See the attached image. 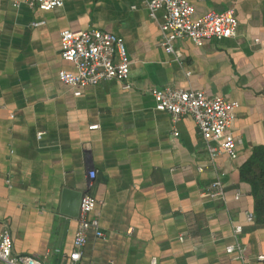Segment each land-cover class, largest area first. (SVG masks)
Instances as JSON below:
<instances>
[{
	"label": "crops",
	"instance_id": "crops-1",
	"mask_svg": "<svg viewBox=\"0 0 264 264\" xmlns=\"http://www.w3.org/2000/svg\"><path fill=\"white\" fill-rule=\"evenodd\" d=\"M187 1L194 18L233 9L238 27L201 47L176 41L177 62L159 46L164 12L151 19L139 0H67L49 12L0 0V225L15 253L68 263L79 206L64 201L70 190L101 202L104 239L90 230L79 264H264V218L240 175L264 146V0ZM88 29L123 40L129 90L111 80L74 97L58 80L74 72L60 57V33ZM166 87L239 104L236 159L211 161L191 118L175 123L155 110L150 91ZM215 181L224 201L202 196ZM237 226L240 251L228 254Z\"/></svg>",
	"mask_w": 264,
	"mask_h": 264
},
{
	"label": "built area",
	"instance_id": "built-area-1",
	"mask_svg": "<svg viewBox=\"0 0 264 264\" xmlns=\"http://www.w3.org/2000/svg\"><path fill=\"white\" fill-rule=\"evenodd\" d=\"M67 0H10L15 8L24 4L30 9L44 12L61 8ZM154 18L156 12L163 11V22L160 25L161 39L159 46L177 62L180 54L175 52L174 43L188 40L201 47L206 40L233 38L237 33L238 22L233 9L223 12H209L194 18V7L187 0H139ZM44 21L33 23L40 27ZM60 57L70 63L74 72L59 71L58 80L69 87L74 97H79L87 87H94L105 81L115 80L123 85L124 90L131 88L129 76L131 61L126 52L123 40L117 36L96 29L84 31L64 30L60 33ZM151 96L155 102V110L168 113L173 122L184 117L193 120L202 140L206 144L211 161L225 155L236 159L237 140L230 129L236 118L237 102H229L223 97H209L202 91L183 90L171 87L152 89ZM98 126H90L96 130ZM43 134H37L40 139ZM174 135H177L175 132ZM201 172L203 168H198ZM96 178L95 172L89 173V179ZM92 182L89 183L91 187ZM203 197L211 201H224V189L219 181L213 182L203 193ZM240 193H237V197ZM101 204L89 193L81 196L79 212L76 218V231L72 243V251L68 255V263L79 264L83 248L87 242V234L94 231L97 239H104L100 223L94 212ZM254 216H247V221H254ZM241 227L233 229L234 244L226 247L228 254L240 251L237 236ZM257 262H264V256H258ZM0 264H43L41 260L14 252L11 234L7 226L0 225ZM150 264H157L152 258ZM249 264V263H243Z\"/></svg>",
	"mask_w": 264,
	"mask_h": 264
},
{
	"label": "trees",
	"instance_id": "trees-1",
	"mask_svg": "<svg viewBox=\"0 0 264 264\" xmlns=\"http://www.w3.org/2000/svg\"><path fill=\"white\" fill-rule=\"evenodd\" d=\"M241 179L250 187L255 201L254 213L264 218V146L255 148L240 172Z\"/></svg>",
	"mask_w": 264,
	"mask_h": 264
},
{
	"label": "water",
	"instance_id": "water-1",
	"mask_svg": "<svg viewBox=\"0 0 264 264\" xmlns=\"http://www.w3.org/2000/svg\"><path fill=\"white\" fill-rule=\"evenodd\" d=\"M81 196H82V194L74 193V192H71L70 190H65L63 192V199H64V201L65 200H68L69 201V198H71V199L72 198H76V199L79 200V204H80ZM78 212H79V206H78V211H77V214H76V218L78 216Z\"/></svg>",
	"mask_w": 264,
	"mask_h": 264
}]
</instances>
